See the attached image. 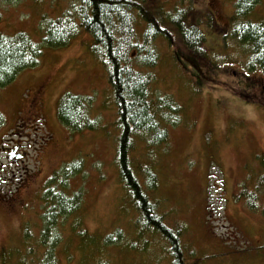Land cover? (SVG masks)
<instances>
[{
	"label": "rangeland",
	"instance_id": "obj_1",
	"mask_svg": "<svg viewBox=\"0 0 264 264\" xmlns=\"http://www.w3.org/2000/svg\"><path fill=\"white\" fill-rule=\"evenodd\" d=\"M75 1L0 0V33L25 32L41 43L47 21L72 12ZM147 1L153 12L187 8L189 23L204 34L206 56L199 60L204 66L191 63L195 57L175 28L167 29L171 42L152 39L158 64L145 72L152 74L153 93L170 96L183 113L169 126L168 143L153 149L151 163L144 161V140L137 139L132 158L152 167L154 199L169 226L183 230L187 264H264V75L250 72L249 56L224 38L237 0H196L194 6L192 0ZM248 21H264V0ZM138 23L141 36L146 24ZM93 45L80 30L65 48L45 49L38 67L0 88V255L8 264L49 262L40 243L42 197L61 172L68 193L83 194V206L59 227L50 262L171 264L162 239L137 227L120 182L118 111ZM66 94L85 100L95 129L70 132L60 123L58 103ZM76 222L86 238L73 229ZM111 235L116 240L106 245Z\"/></svg>",
	"mask_w": 264,
	"mask_h": 264
},
{
	"label": "trees",
	"instance_id": "obj_2",
	"mask_svg": "<svg viewBox=\"0 0 264 264\" xmlns=\"http://www.w3.org/2000/svg\"><path fill=\"white\" fill-rule=\"evenodd\" d=\"M75 2L72 12L47 21L41 43L34 42L25 32L11 36L0 33V88L13 83L22 71L38 67L45 49L65 48L80 30L89 34L94 43L93 52L106 67L114 92L118 111L116 123L120 131L116 163L120 182L138 216L136 225L141 233H154L162 239L167 246L171 264H187V249L182 243L183 230L169 226L154 199L157 181L152 167L140 161L136 163L132 155L137 139L144 140L149 159L144 158V161L151 163L153 149L168 143L169 126L177 125L183 113V108L170 96L153 93L152 74L145 72L158 64L156 51L151 47L153 40L163 36L171 42L167 29L175 28L186 50L195 57L191 63L204 66L199 61L202 56H206L204 34L196 22V28H188V16L180 18L179 10L165 14L161 7L153 12L155 9H150L147 0ZM260 2L254 0L249 7L246 0H237L231 20L233 27L224 38L236 40L249 56L250 72L259 70L264 75V32L261 31L264 21H248ZM138 22L146 24V31L141 36L137 32ZM251 25L258 27L253 28ZM57 117L70 132L82 133L96 128V124L88 117L85 100L78 96L64 95L58 103ZM3 125L4 117L0 113V128ZM61 173L54 175L42 197L46 210L42 217L40 243L47 247V264H53L50 262L51 253L62 234L59 227L68 218H75L83 206V194H69L67 177L59 180ZM73 175L76 173L73 172ZM73 229L78 231V236L86 238L87 233L83 232L78 222ZM113 237H107L105 244H112L116 240ZM25 238L28 243L32 240L30 235ZM33 251L34 246L30 245L29 253ZM0 264H8L4 255H0Z\"/></svg>",
	"mask_w": 264,
	"mask_h": 264
},
{
	"label": "snow or ice",
	"instance_id": "obj_3",
	"mask_svg": "<svg viewBox=\"0 0 264 264\" xmlns=\"http://www.w3.org/2000/svg\"><path fill=\"white\" fill-rule=\"evenodd\" d=\"M195 2H196V0H192V5L191 6H194ZM238 2H239V0H238ZM246 2L248 4V6L251 7L253 2H254V0H246ZM177 8H178V10L180 12V18H184L187 15V13H188V9L187 8H180L179 5L177 6ZM186 26L188 28H196L197 27L195 22L188 23ZM245 27H249V26L245 25ZM251 27L256 28L258 26L257 25H251ZM261 31L264 32V29H261ZM161 100H163V97H161ZM113 239H115V237H113Z\"/></svg>",
	"mask_w": 264,
	"mask_h": 264
}]
</instances>
